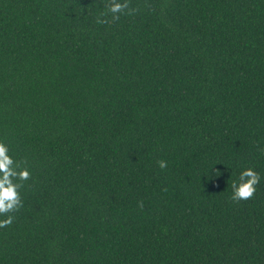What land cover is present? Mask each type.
Masks as SVG:
<instances>
[{"label": "trees", "instance_id": "1", "mask_svg": "<svg viewBox=\"0 0 264 264\" xmlns=\"http://www.w3.org/2000/svg\"><path fill=\"white\" fill-rule=\"evenodd\" d=\"M119 2L0 0V264H264V0Z\"/></svg>", "mask_w": 264, "mask_h": 264}, {"label": "clouds", "instance_id": "2", "mask_svg": "<svg viewBox=\"0 0 264 264\" xmlns=\"http://www.w3.org/2000/svg\"><path fill=\"white\" fill-rule=\"evenodd\" d=\"M135 14L136 10L131 8L130 3L111 0L96 22L105 25L109 22L107 17L116 22L121 16ZM11 152L9 144L0 140V229L9 228L15 222L16 214L24 207L21 190L32 177L31 171L18 164ZM159 167L161 170L166 169L167 162L160 161ZM262 180L264 177L255 169L249 167L242 170L231 185L232 201L239 203L253 199Z\"/></svg>", "mask_w": 264, "mask_h": 264}]
</instances>
